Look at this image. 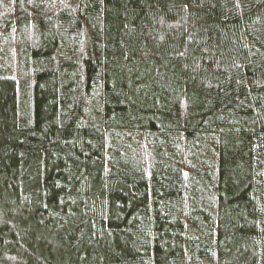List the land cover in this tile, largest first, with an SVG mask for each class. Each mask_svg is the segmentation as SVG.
<instances>
[{"label": "trees", "instance_id": "16d2710c", "mask_svg": "<svg viewBox=\"0 0 264 264\" xmlns=\"http://www.w3.org/2000/svg\"><path fill=\"white\" fill-rule=\"evenodd\" d=\"M0 264H264V0H0Z\"/></svg>", "mask_w": 264, "mask_h": 264}]
</instances>
